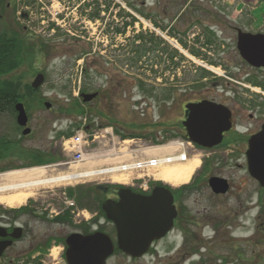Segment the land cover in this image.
Here are the masks:
<instances>
[{
	"label": "rangeland",
	"instance_id": "374dc122",
	"mask_svg": "<svg viewBox=\"0 0 264 264\" xmlns=\"http://www.w3.org/2000/svg\"><path fill=\"white\" fill-rule=\"evenodd\" d=\"M7 2L12 4L14 12L32 13L31 23L14 18L15 28L12 29L24 41L27 35L33 39L32 43L26 42L31 44L35 55L26 58L8 78H19L21 91L24 85L32 83L36 73H42L45 79L35 93L22 102L30 135L22 136L15 116L0 114V138L17 142L11 143L8 154L0 159V174L45 167L46 176H57L69 167L71 170H87L89 162L98 163L94 166L98 169L106 166L109 160L120 159L123 163L131 155L143 157L145 146L180 142V138L173 137L167 130L171 120L166 112L165 91L173 90L172 85L195 83L202 73L210 79L215 76L213 72L221 74L228 66L222 56L216 59L199 56V48L205 39L200 37L197 24L205 17L198 11L220 10L227 14L224 19H264V0L257 3L248 0L238 5L234 0H3V4ZM7 25H11L9 16L0 19V32H5L3 27ZM24 25L29 28L26 33L23 32ZM217 67L221 72L215 69ZM34 69L40 70L35 72ZM224 75L229 78V74ZM110 77H114L110 83L121 84L122 91L118 92L108 110L99 105L101 99L92 103L82 102L78 86L84 88L81 91L84 93L100 91ZM44 103H49L50 109H45ZM99 107L102 108L100 111ZM108 127L114 131L117 141L113 142L109 133H105ZM82 131L89 134L90 139L99 135L98 141L90 142L91 146L84 151L92 160L88 159L84 165L72 163L55 167L54 162L40 154L43 160L39 161L43 163L34 165L32 157L50 148L58 149L63 153L64 161L68 162L70 158L62 151V143ZM122 135L130 138L123 139ZM156 136L158 142L154 141ZM185 150L193 155L190 159H199L197 169L184 184L187 185L199 170L202 157L197 151ZM179 151L182 150L178 148ZM20 160L32 162L20 164ZM159 172L136 171L131 174L133 178H126V182L121 183L143 176L145 181L146 176L154 177ZM123 174L125 177L130 175ZM123 174L117 173L116 176ZM6 176L0 177L1 184L18 183L15 177L9 180ZM88 180L86 184L90 186L116 187L111 174L104 179ZM137 183L136 187L142 182ZM65 188L41 190L30 200L59 197ZM23 190H10L0 194V198L17 195ZM255 196L250 189V201L243 206L254 207ZM17 208L19 206L10 208L0 202V210ZM252 212L251 209L245 228H236L235 222L223 226L212 219L202 221L205 225L201 227L199 249L206 261L204 264H243L240 259L264 264V217L258 219L259 229L255 231ZM243 220L244 214L239 224ZM239 247L241 251L237 250ZM54 252L57 255V249L52 254ZM194 257L197 260L199 256Z\"/></svg>",
	"mask_w": 264,
	"mask_h": 264
},
{
	"label": "flooded vegetation",
	"instance_id": "af4514ba",
	"mask_svg": "<svg viewBox=\"0 0 264 264\" xmlns=\"http://www.w3.org/2000/svg\"><path fill=\"white\" fill-rule=\"evenodd\" d=\"M13 9L11 3L3 4L0 0V19L9 16L11 24L4 26L6 31L3 29L5 32L0 35L5 40L18 41L23 59L33 58V47L26 42L32 43L33 39L27 35L24 41L12 29L14 18L31 23L32 13ZM198 12L205 17L197 24L200 37L205 39L199 56L212 59L222 56L228 66L223 73L221 66L215 68L221 74L215 72L210 79L202 73L195 83L172 85L173 90L165 91L166 112L171 120L167 130L173 137L184 140L189 137L215 139L219 135L221 140L211 148L190 143V149L197 151L202 159L199 170L187 185L172 188L157 181L145 191L128 187L143 197H149L155 190L162 193L167 190L176 213L171 228L161 238L152 240L143 254H128L118 247V234L123 229L107 218L103 204L115 205L122 212L127 207L118 204L129 197L118 194L120 187L67 186L59 197L43 201L29 199L18 210L0 211V264H69L67 253L72 264H91L89 258L93 260L98 255L86 256L81 248L83 240L91 236L98 239L104 236L110 241L112 252L105 264H204L199 247L205 219L218 221L223 226L235 222L236 228H245L252 209L253 230L259 229L258 219L264 217V186L250 175L248 162L249 156L258 152L251 141L264 132V19H224L227 14L220 10ZM22 27L24 33L29 30L28 26ZM239 36L245 41L242 47L258 55L260 65L243 59L238 50ZM224 74H229V78ZM113 79L110 77L102 90L94 91L97 96L88 103L101 99L99 105L108 110L122 91L121 84L110 83ZM259 149L262 151L260 146ZM37 154L47 156L55 167L68 165L58 149H45ZM30 162L20 160L19 163ZM213 178L223 180L224 192L213 190L210 183ZM250 189L256 195L252 208L243 206L250 201ZM158 198L166 199L165 196ZM243 214L244 220L239 224ZM56 249L57 255L53 257L52 251ZM237 250L241 251V247ZM195 255L199 256L197 260ZM240 262L254 263L242 259Z\"/></svg>",
	"mask_w": 264,
	"mask_h": 264
},
{
	"label": "water",
	"instance_id": "95a60500",
	"mask_svg": "<svg viewBox=\"0 0 264 264\" xmlns=\"http://www.w3.org/2000/svg\"><path fill=\"white\" fill-rule=\"evenodd\" d=\"M244 39L239 36L238 50L240 51L243 59L251 64L260 65V59L257 54L242 47ZM44 82V75L38 73L31 83L32 89H38ZM97 94H80L83 103H87L94 99ZM46 109H50L49 103H44ZM16 111V123L23 128L22 135H29L31 130L27 125V115L23 104L17 103L14 107ZM220 135L215 139H199L189 137V141L198 144L202 147L211 148L220 142ZM251 143L257 147V153L249 156V173L256 179L262 186H264V132L254 138ZM262 148V151L259 149ZM223 180L211 179L210 183L213 190L217 192H224L225 186ZM119 195L127 196L118 205L126 206L127 209L119 211L115 205L111 206L105 202L103 210L107 218L111 220L117 228L123 229L118 234V247L128 254L139 256L145 252L146 247L152 240L159 239L171 228L172 221L175 217V210L171 206V194L165 190V193L153 191L151 196L143 197L133 194L129 189H120ZM159 196H165L166 199H160ZM170 206V207H169ZM105 240V241H104ZM81 248L84 249L83 253L87 256L88 253H96L98 256L95 259H90L91 264H105V259L112 252V246L107 237L91 236L85 238L82 242ZM84 260L85 258H80ZM67 260L69 264V254L67 253Z\"/></svg>",
	"mask_w": 264,
	"mask_h": 264
},
{
	"label": "bare ground",
	"instance_id": "6f19581e",
	"mask_svg": "<svg viewBox=\"0 0 264 264\" xmlns=\"http://www.w3.org/2000/svg\"><path fill=\"white\" fill-rule=\"evenodd\" d=\"M112 137L115 138L113 134ZM115 140L117 141L116 138L112 141L114 142ZM177 149L178 144H171L158 149H149L146 153H144L146 156L151 155L150 159L157 160L156 163L159 165L158 167H160V172L157 178L173 186L187 183L199 165V159L197 157L190 160L187 159L183 164L177 163L175 160V153ZM155 155H157L158 158H155ZM115 162L120 163L121 160L114 159L113 162L109 160L107 162V169L99 168L97 170L92 168L98 163L89 162V169L86 171L78 173V169H73L74 172L72 173H62L57 176H46L45 167H35L28 170L11 172L7 174L6 177H8V179L10 178L9 180H12V178L14 179L15 177V181L17 180L18 183L10 184L9 187H6V190H24L17 195L0 198V202L5 203L7 207L10 208L20 207L23 206L29 199H34L41 190H52L57 187L64 188L67 186L79 185L84 183L83 179L96 177H102L104 179V176L110 174L115 183L126 182V178L127 180H130L132 176L128 175L130 177H125L123 174L124 172H122L123 175L116 176V174L118 172L121 173L122 169L129 170V167H133L136 164H130L129 167H119V164H116ZM53 255L56 256V252H54Z\"/></svg>",
	"mask_w": 264,
	"mask_h": 264
},
{
	"label": "trees",
	"instance_id": "16d2710c",
	"mask_svg": "<svg viewBox=\"0 0 264 264\" xmlns=\"http://www.w3.org/2000/svg\"><path fill=\"white\" fill-rule=\"evenodd\" d=\"M97 16V14H96ZM5 36L0 35V114L8 113L13 117L16 115L14 106L17 102H24L35 93L30 85H24V90L19 89V78L17 80L10 79L8 76L14 72L23 63L25 59L21 57V48L18 41L5 40ZM9 41V42H7ZM84 88L81 87V91ZM123 139L130 138L127 135H122ZM156 136L155 142L159 139ZM11 141L0 138V159L8 154V149L11 146ZM34 165L42 164L39 162V155L33 156ZM7 213V211L0 210Z\"/></svg>",
	"mask_w": 264,
	"mask_h": 264
},
{
	"label": "built area",
	"instance_id": "2783aa9c",
	"mask_svg": "<svg viewBox=\"0 0 264 264\" xmlns=\"http://www.w3.org/2000/svg\"><path fill=\"white\" fill-rule=\"evenodd\" d=\"M53 11V10H52ZM55 16L57 13H54ZM105 133H109L111 136V140H114L112 137V132L111 129H106ZM99 135H94L92 136L91 140H89V136L86 135L84 132H78L76 133L75 136H73L71 139H69L66 143H64V149L66 151H69L72 154V162L73 163H85L88 162V159L91 160V156H87L84 151H86V148L90 146V142H97ZM102 137V136H101ZM92 144V143H91ZM182 146V145H180ZM176 162H183L185 159V154L183 152H177L176 154ZM158 158V157H157ZM156 159H136V160H128V161H123V163H119V167H129L130 164H136L133 167H129V170H124L122 169L121 172L124 173H129L133 174L136 171H141V172H149L153 171L157 168H159L158 164L156 163ZM162 166V165H161ZM104 169H107L104 168ZM120 173V172H118ZM105 177V176H104ZM98 178V177H96ZM6 187H9V185H3L0 182V194H5L8 193L10 190H6ZM142 187H146V183L143 182Z\"/></svg>",
	"mask_w": 264,
	"mask_h": 264
}]
</instances>
